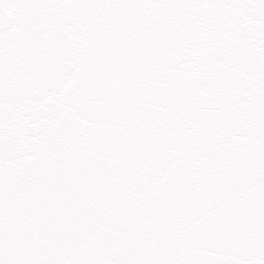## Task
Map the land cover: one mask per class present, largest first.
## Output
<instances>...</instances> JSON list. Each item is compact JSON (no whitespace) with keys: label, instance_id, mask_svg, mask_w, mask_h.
I'll return each mask as SVG.
<instances>
[{"label":"snow or ice","instance_id":"6c2138e0","mask_svg":"<svg viewBox=\"0 0 264 264\" xmlns=\"http://www.w3.org/2000/svg\"><path fill=\"white\" fill-rule=\"evenodd\" d=\"M0 264H264V0H0Z\"/></svg>","mask_w":264,"mask_h":264}]
</instances>
